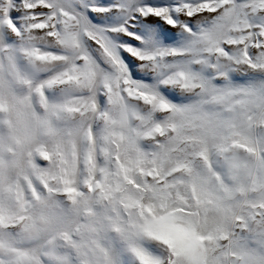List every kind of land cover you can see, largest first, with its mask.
I'll return each instance as SVG.
<instances>
[{
  "label": "snow or ice",
  "instance_id": "obj_1",
  "mask_svg": "<svg viewBox=\"0 0 264 264\" xmlns=\"http://www.w3.org/2000/svg\"><path fill=\"white\" fill-rule=\"evenodd\" d=\"M0 264H264V0H0Z\"/></svg>",
  "mask_w": 264,
  "mask_h": 264
}]
</instances>
